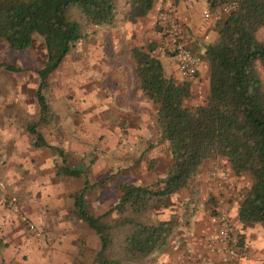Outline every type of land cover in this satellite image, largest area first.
Here are the masks:
<instances>
[{
    "label": "trees",
    "instance_id": "trees-1",
    "mask_svg": "<svg viewBox=\"0 0 264 264\" xmlns=\"http://www.w3.org/2000/svg\"><path fill=\"white\" fill-rule=\"evenodd\" d=\"M153 1L124 0L122 17L137 21ZM230 1L235 7L214 21V40L202 54L207 91L199 104L184 102L190 96L189 80L178 82L164 75L153 54L155 43L130 48L135 87L154 105L156 141L165 143L168 163L165 173L150 183L117 184L115 203L93 215L84 206L85 191L98 184L91 179V160L70 167L65 151L49 145L37 126L48 122L45 94L51 74L75 43L85 38L87 27L113 24L116 0H0V40L14 50L27 48L33 35L43 43L44 62L36 70L34 91L39 118L27 123L26 129L33 147L48 148L59 159L54 162L55 174L78 182L71 196L73 217L97 240L91 260L79 264H145L164 249L181 221L193 213L199 192L194 181L199 168L214 156L233 176L247 181L237 191V220L264 227V0L206 3L214 11ZM154 166L155 161L149 160L147 168ZM184 188L189 195L180 203L181 220L164 218L169 200ZM217 200V196L208 198L211 211Z\"/></svg>",
    "mask_w": 264,
    "mask_h": 264
},
{
    "label": "crops",
    "instance_id": "crops-1",
    "mask_svg": "<svg viewBox=\"0 0 264 264\" xmlns=\"http://www.w3.org/2000/svg\"><path fill=\"white\" fill-rule=\"evenodd\" d=\"M169 2L173 4L175 14L181 23L188 50L201 58L197 71L191 77H185L178 73L173 58L159 48L163 23L159 20L158 15L165 4ZM125 10L126 6L123 13ZM207 12L211 11L207 8L206 0H154L149 12L133 23L123 20V13H121L116 24L113 22L112 25L99 26L123 27L121 35L124 38L123 44L125 43L127 46L125 47V56L129 64V71H126L127 76L122 75L119 78V81L123 82V110L126 112L134 110L136 117L142 111L140 106L144 103L150 104L155 110L154 105L144 99L141 91L134 86L133 65L129 57V50L132 46L144 45L149 42L156 44L153 54L159 58L165 76H170L178 82L182 80L191 82L190 96L186 99L188 105H196L195 101L197 100L198 103L202 102V97L207 91V65L202 59V54L205 45L211 43L215 37L214 20L204 17ZM121 18L123 19L121 20ZM34 43L40 44L39 39L33 37L27 48L14 50L0 40V51L4 53L1 56H5V54L12 56L15 52L28 53ZM30 55L31 53H29L28 60H25L26 64L0 58V182L5 186L4 189H0V264H73L75 256L79 261L86 257L79 248H82L83 245L86 248L90 247V245H86L88 244L87 238L89 237L93 242L92 238H95L96 244L97 240L90 229L73 217L71 196L76 189L73 190L69 178L55 174L54 162H58L59 159L51 156L48 148H36L31 144L32 136L26 126L27 123L39 118L34 91L37 86L36 70L42 66L44 55L40 61L41 65L37 66H33L29 61L31 60ZM5 65H11L13 69L6 68ZM25 75L33 76L30 84L31 92L26 95L22 90H19L22 85L20 81L16 89L14 84L9 81L14 78L21 80ZM132 97H134V101H131ZM64 111L66 113L63 117L64 120L69 121V126L73 127V108L69 107ZM48 114V122L40 123L37 130L49 145L62 148L65 151L70 167H77L79 164L76 166H73V163L69 164V152L66 145L71 150L73 148L68 145L67 140H65V146L63 140L56 136L52 140L53 142H49L42 133L43 127L47 126L50 120L56 121L58 118L57 114H52L50 111ZM140 120L141 118H138V122ZM138 122L134 126L125 122L121 123V126L124 127V131L122 130L119 135L121 143L125 142L127 145L132 142L145 143L146 146L140 151L136 162L143 161L145 153H149L148 160L155 161L154 157H150L152 149L158 144L155 140L157 136L155 127L150 121ZM141 130L145 132H141ZM138 131V134L135 133ZM70 135L73 140V133ZM131 135H134V138ZM139 157L141 158L139 159ZM203 168H205L204 165L199 168L201 174H203ZM224 170L229 174L230 185L226 187L220 184L217 179H210L207 174L204 182L207 188L199 189L198 200L192 205L193 213L181 221L167 246L152 254L145 264H199L198 256L214 259V254L207 243L208 216L211 212L207 200L210 196H213L214 199L217 196L216 205L219 203L227 205L231 236L233 240L236 239V246L246 251V256L238 259L235 264H264V227L258 223L242 224L237 220L236 195L239 189H236L237 184L234 183L236 177L227 167ZM219 174L220 172H218ZM100 184L98 183V186ZM94 190L96 189L87 191ZM87 191H85V196ZM13 206L17 208L13 209ZM84 206L87 210L86 202ZM167 211L168 214L165 213V218L181 220L182 212L178 217H175L170 216L174 212L170 207L164 210V212ZM30 224L34 226L35 230H29ZM73 224L81 225L82 228H76L79 231L78 240H73ZM82 230L89 235L87 238ZM84 240L86 244H83ZM73 241L76 243L73 244ZM186 249H190L189 254L185 253Z\"/></svg>",
    "mask_w": 264,
    "mask_h": 264
},
{
    "label": "rangeland",
    "instance_id": "rangeland-1",
    "mask_svg": "<svg viewBox=\"0 0 264 264\" xmlns=\"http://www.w3.org/2000/svg\"><path fill=\"white\" fill-rule=\"evenodd\" d=\"M124 8V0H116L114 24L121 17ZM122 28L87 27L85 38L75 43L74 48L69 51L59 67L51 74L48 91L45 94L50 112L57 114L58 118L56 121L50 120V123L43 127L42 133L49 142L54 140L55 136L60 137L65 146V140H67L68 145L73 148L71 150L66 145L69 152V164L73 163V166H76L79 163H84L87 165L91 160V179L101 183L99 186L97 184L96 190L87 191L85 196L86 208L93 215L101 213L115 203L118 196L117 184L121 182L150 183L165 173L168 163V155L163 142H159L152 149V154L150 153V157L155 158V166L152 169L147 168L149 153L144 154L143 161L136 162L140 151L146 146L145 143L132 142L134 144L131 143L130 145L125 142H123L124 144L121 143L122 140L119 135L122 130L124 131L121 123L125 122L130 126H134L137 124L138 118H141L140 121H150L154 125V110L150 104H142L140 107L143 113L141 114V111V115L139 114L137 117L134 110L129 112L123 110V82L119 81V78L122 75L127 76L129 64L125 56V47L127 46L125 43L123 44ZM33 37L39 39L40 44L34 43L28 53L15 52L12 56L9 54L1 56L4 53L0 51V58L26 64L25 60H28L29 53H31V60L29 61L32 62L33 66L41 65L40 61L44 55L43 43L38 35H33ZM32 79L33 76L25 75L21 80L17 78L8 80L14 84L15 89L20 81L22 85L19 90H22L26 95L31 92ZM262 79L264 81V74H262ZM205 94L206 92L202 99ZM131 101H134V97ZM185 101L187 102V100ZM195 102L199 104L198 100ZM69 107L73 108V127L69 126V121H65L63 118L66 114L64 110ZM141 132L145 131L141 130ZM70 133H73V140ZM135 133L138 134L139 131ZM155 133L157 134L156 131ZM131 137L134 138V135H131ZM216 158L214 160L212 157L203 164L205 167L203 168V174H201V170L198 172V176L194 181L198 189L207 188L204 182L211 167L215 165L222 169L226 167L221 159ZM69 181L73 190H75L78 182L72 179H69ZM234 183L237 184L236 189H242L247 181L244 178H236ZM1 184L0 189H4V183ZM187 195L188 188H184L178 195L171 197L168 206L174 212L170 216L178 217L181 214L180 201L186 198ZM165 213L168 214V211L163 213L164 218ZM80 226L73 224V240H78L79 236L77 234H79V231L76 228H81ZM82 233H85V231L82 230ZM82 233L81 235H83ZM84 235H86V238L89 236L86 233ZM91 236L93 237V234ZM87 239L88 244L85 240L83 244L90 245V247L86 248L83 245L82 248H79L81 253L84 256L86 255L81 260L84 262L91 260V256L97 248L95 238H92L94 242L89 237ZM75 243L73 241V244ZM79 262L75 256L73 264H79Z\"/></svg>",
    "mask_w": 264,
    "mask_h": 264
},
{
    "label": "built area",
    "instance_id": "built-area-1",
    "mask_svg": "<svg viewBox=\"0 0 264 264\" xmlns=\"http://www.w3.org/2000/svg\"><path fill=\"white\" fill-rule=\"evenodd\" d=\"M234 7L235 2L230 1L214 11L205 13L204 17H210L216 21ZM158 18L163 23L159 48L173 58L178 73L185 77L193 76L201 63V58L188 50L183 36V29L175 14L173 4L170 2L165 4ZM213 159L216 160L217 158L214 156ZM218 172H220L219 175ZM208 176L210 179H217L220 184L226 187L230 185L228 172L218 165L211 167ZM1 186L0 183V188ZM16 208V206H13V209ZM28 228L29 230H35L32 224ZM207 243L214 254V259L198 256L197 261L199 264H235L238 259L246 256V251L241 247H237L236 239L233 240L231 236L229 213L227 205L224 203L214 205L208 216ZM185 253L189 254L190 249H186Z\"/></svg>",
    "mask_w": 264,
    "mask_h": 264
}]
</instances>
